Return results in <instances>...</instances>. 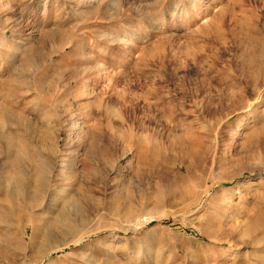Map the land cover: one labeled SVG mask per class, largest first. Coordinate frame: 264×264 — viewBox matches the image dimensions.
<instances>
[{"label": "rangeland", "instance_id": "374dc122", "mask_svg": "<svg viewBox=\"0 0 264 264\" xmlns=\"http://www.w3.org/2000/svg\"><path fill=\"white\" fill-rule=\"evenodd\" d=\"M260 37L264 0H0V264H264Z\"/></svg>", "mask_w": 264, "mask_h": 264}, {"label": "bare ground", "instance_id": "6f19581e", "mask_svg": "<svg viewBox=\"0 0 264 264\" xmlns=\"http://www.w3.org/2000/svg\"><path fill=\"white\" fill-rule=\"evenodd\" d=\"M237 35V34H236ZM247 43L249 44V50H248V54H249V56H250V58H252V57H254L253 56V50H256V49H258V51H259V49H260V47L258 46L259 44L258 43H261V42H264V38H262V37H260V38H253V39H251V38H247ZM258 41V42H257ZM243 43V42H242ZM252 78L253 79H250V82H248V83H250V84H252L253 86H256V87H258L259 86V84H260V79H258L259 77H256V76H254L253 75V73H252ZM191 153H192V150H191ZM170 154L172 155V158L174 159H176L177 158V154H173V153H171L170 152ZM158 155L160 156V154L158 153ZM180 155V154H179ZM17 167V166H16ZM193 168V167H192ZM43 169V168H42ZM44 170V169H43ZM185 170V169H184ZM183 171V170H182ZM47 172V171H46ZM47 174H45V170L42 172V174L41 175H39L38 177H37V181H36V183L34 184V189L36 190V192H34L33 194L34 195H36L35 193H39L42 189H43V187L45 186V184H46V181H48V178H47V176H46ZM27 179H29V178H27ZM11 182H12V184H13V187L14 188H20V189H22V188H24V187H29L30 185H29V182L28 181H25V179L24 178H22V177H16V178H13V179H11L10 180ZM17 191V190H16ZM27 191V190H26ZM26 191H24V192H26ZM64 191H66V188H64ZM38 195V194H37ZM48 201V200H47ZM54 221V220H53ZM28 224V223H27ZM56 237V236H55ZM25 241V240H24ZM29 247V246H28ZM28 247H27V249H28ZM55 248L56 247H41V248H39V250L36 252V254L32 257V264H37L39 261H41V260H43L48 254H50L51 252H52V250L54 249L55 250ZM58 249V248H57ZM15 252V251H14ZM33 253V252H32ZM28 255V254H27ZM28 261V260H27ZM26 262V261H25Z\"/></svg>", "mask_w": 264, "mask_h": 264}]
</instances>
